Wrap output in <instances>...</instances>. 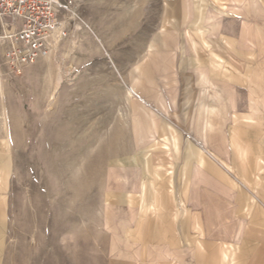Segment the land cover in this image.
Listing matches in <instances>:
<instances>
[{"label": "rangeland", "instance_id": "rangeland-1", "mask_svg": "<svg viewBox=\"0 0 264 264\" xmlns=\"http://www.w3.org/2000/svg\"><path fill=\"white\" fill-rule=\"evenodd\" d=\"M65 2L69 36L44 60L17 73L0 40V264H229L239 249L264 264V224L244 245L264 205V75L255 60L216 75L231 1ZM167 2L193 14L165 18Z\"/></svg>", "mask_w": 264, "mask_h": 264}, {"label": "crops", "instance_id": "crops-1", "mask_svg": "<svg viewBox=\"0 0 264 264\" xmlns=\"http://www.w3.org/2000/svg\"><path fill=\"white\" fill-rule=\"evenodd\" d=\"M217 1L219 2L221 0H217ZM230 1H231V3H230L231 10L236 12V13H240V14H238V16L237 15L234 16V19L229 20L227 22H225V20H224V27H223L224 31L218 30V26H219L220 22H216V36H218V34L224 35V37H220L219 44H217V42H216V47H218L220 49V51L216 50V52L217 51L219 52V54L216 53V75H220V76L223 75L224 76L225 74H227V75L233 76L237 69H239L240 71H243V68H238V67H242V66H239L237 64V61H242L244 64V67L246 68L245 70H247L248 68H251L247 64V62L249 60L250 61L251 60L258 61L260 64L261 73H262V75H264V66H263V64H264V47L263 48H260V47L257 48V46H256V48H257L256 49L254 46L256 44L260 45L262 43L264 45V41L262 42L260 37H258L259 35H257L259 31L258 32L254 31L256 29V27H259V28L264 27V18H263L264 15H261L260 13L259 14L254 13V11H257V12L262 11L263 12L264 11V4H262V3L259 4L257 0H230ZM237 1H239L240 3L239 2L237 3ZM245 2H246V4L240 5L241 3H245ZM262 2H263V0H262ZM181 7L180 8H178L177 6L176 7H173V6L170 7V5L167 2L165 4V7H161V11L163 14H165V18H168L173 13H180V11L181 12L183 11L185 18H188L191 16V14H193L192 8L188 9L185 7L182 10ZM218 15H221V14L218 13ZM211 18L214 19L216 17L213 15V16H211ZM163 28H164V25H163ZM253 28H255V29L253 30ZM164 30H166V29H162V31H164ZM184 32H185L186 38L189 39V42L191 43L192 47L194 49H196L197 45L199 44L198 43V36H197L198 33H194L192 30H189V29H186ZM223 40L225 41L226 44L222 43ZM153 48H154V46L150 45L149 49L152 50ZM221 50L223 52L222 53L223 55H220ZM224 54H226L227 56H224ZM47 57H49V55ZM224 57L226 58V61L229 63V67L226 66V68L222 70V69H220L221 67H219V65H217V64H219L218 62H220V60H224L225 59ZM42 60H44V59H42ZM42 60H40V61H42ZM225 65H226L225 62L224 63L222 62V66L225 67ZM261 65H262V67H261ZM234 76H237V75H234ZM225 77H226V75H225ZM132 80H133L132 85L135 88V86L137 85L138 79H135V81H134V79H132ZM230 80H232L231 77H230ZM206 81L209 83V85L211 84V85L215 86V84L212 81L207 80V79H206ZM217 84L218 83L216 82V90H217ZM132 92H133L132 89H130V93H132ZM223 102H224L223 99H220L219 103L221 105L223 104ZM165 111H167L166 107H165ZM139 122L142 123L141 126L135 125L137 133H138V130L144 131L146 129L147 130L151 129L152 124L154 126H157V122H156L155 118H153L152 122H151V120L148 121L146 119L145 120L144 119L139 120L137 123L140 124ZM210 123H211V120L209 119V115H208L207 118L205 119V124H204V128H203L204 129V142H205V144H207V138L206 137H207L208 126L210 125ZM139 133H141V132H139ZM155 136H156L155 134H152L151 137H153V138H151L150 140H154ZM166 138L167 137H165L164 139H166ZM165 143H172L174 150L177 152L179 151V142H178V139L175 136V134L172 133V138H168L167 141H165ZM167 149H169V148H167ZM200 162H201L200 165H202L204 162V159H201ZM147 187L149 189L156 188L154 185H152V183H150ZM142 188H144V187H142ZM144 193H145L144 191H141L142 200L148 198V200L151 203L149 206V210H152L153 206H154L156 212L159 211V212L165 213V210L167 207L166 208L165 207L161 208V207H162L164 198H166V195H164V197H163L161 195V192L158 193L157 190L156 191L155 190H153V191L148 190L149 195H147L146 193L144 194ZM166 200L168 201L169 198H167ZM118 212L119 211L116 210L115 213L118 214ZM148 214H150L149 215L150 216L149 220H150V218L152 217L151 216L152 213L148 212ZM251 219H252V224H250L249 227L252 231H249V236L244 239L245 240L244 245H246L247 243H250L251 245L254 244V241L252 240V237L254 236L253 232L257 233L255 231L257 229H261V226H263V224H264V205H261V207L260 206L255 207V210L252 211ZM195 227H196V229L200 230L201 235L204 234V231L200 225L199 220L196 221ZM249 238H251V239H249ZM239 250H240L239 253H238V251H236L235 258L232 257V259H230L229 264H238V262L241 259L244 260L243 264H250L251 262L248 263L249 258L248 259H245L246 257L243 258V254L241 255V249H239ZM242 251H244V250H242ZM253 251H255V250H253ZM226 256L227 255H225V257ZM255 258H256V256H254V258H252L250 261L253 260V262H254Z\"/></svg>", "mask_w": 264, "mask_h": 264}, {"label": "built area", "instance_id": "built-area-1", "mask_svg": "<svg viewBox=\"0 0 264 264\" xmlns=\"http://www.w3.org/2000/svg\"><path fill=\"white\" fill-rule=\"evenodd\" d=\"M70 10L65 0H0V40L15 44L7 52L12 70L21 73L68 38Z\"/></svg>", "mask_w": 264, "mask_h": 264}]
</instances>
